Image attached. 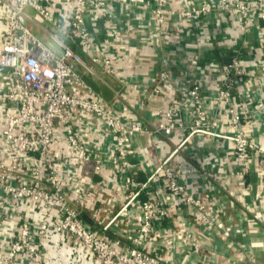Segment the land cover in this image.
Listing matches in <instances>:
<instances>
[{"label": "built area", "instance_id": "obj_1", "mask_svg": "<svg viewBox=\"0 0 264 264\" xmlns=\"http://www.w3.org/2000/svg\"><path fill=\"white\" fill-rule=\"evenodd\" d=\"M113 2H0L5 24L4 40L0 43V76L7 84V89L0 94L9 107L5 119H0V125L3 124L0 129V208L11 210L15 204L24 203L40 211L39 221L22 220L17 234L6 237L0 232V264H42V243L50 230L87 249L98 264H171V258L158 257L145 247L153 238L155 226L162 223L175 204L180 226L186 227L184 220L188 215L200 223V235L192 237V245L195 250L204 249L217 227L219 210L208 207L206 200L191 189L201 175L185 172L171 164V155L176 153L177 146L171 155L154 153V148L160 144V135L170 139L180 131L181 144L196 134L210 139L221 138L226 143L227 155L231 149L243 173L249 171L251 161L264 167V144L260 137H253L256 126L247 128V123L253 126L258 119H264L262 99L256 98V93L249 87L252 72L264 80L261 64L246 66L236 55L221 64L194 59L195 72L199 75L187 82L180 80L176 71L181 69L183 61L177 57L164 61L156 80L150 85L148 98L161 93L164 86L173 84L183 93L181 107L189 109V121L183 119L180 106L168 104L155 111L159 119L151 130L140 119L124 113L120 103L111 104L102 96L92 94L78 65L88 67L74 46L100 65L104 74L118 73L123 78V69L115 66L113 53L99 37L100 30L96 25L100 16L108 18ZM128 2L140 3V6L146 4L149 9L147 29L140 26L133 29L134 39H141L145 44L161 45L163 39L174 40L172 34L175 32L173 35L177 38L173 44L187 34L193 35L195 45L211 48L216 37L209 34L206 21L217 19L218 14H227L235 17V27L240 32L247 31L250 22L257 23L264 52V0ZM32 14L40 20L39 26L58 49L43 42L27 26L26 21L32 20ZM169 22L179 26L177 33L168 28ZM216 24L218 28V20ZM195 26L199 29L193 34ZM107 30L109 36L115 38L118 31L114 27ZM141 30L147 31L146 35L141 36ZM229 39L231 35L225 38ZM207 74L214 77L215 84L202 81L203 75ZM236 88L239 92H235ZM115 95L118 96V92ZM210 111H213V118ZM222 127L227 128L226 133L220 131ZM146 133L150 135L153 154L149 162L143 160L145 181L126 193L127 201L118 205L116 215L102 231L94 229L82 219V208L98 184L102 191L127 187L133 155L138 152L133 141ZM60 138L64 142L62 149L58 148ZM60 150L65 159H58ZM213 159L216 162L217 159ZM144 164L152 166L145 172ZM80 166L95 174L107 170L106 181H80L75 187L76 203L71 204L69 197L73 190L67 181L74 177ZM24 168L29 170L26 180L17 175ZM123 217H126V226H134L126 237L127 243L108 234L112 225L124 221ZM221 228L228 241L231 229ZM186 257L183 262L187 261ZM212 264H216L213 257Z\"/></svg>", "mask_w": 264, "mask_h": 264}, {"label": "crops", "instance_id": "obj_2", "mask_svg": "<svg viewBox=\"0 0 264 264\" xmlns=\"http://www.w3.org/2000/svg\"><path fill=\"white\" fill-rule=\"evenodd\" d=\"M112 1L114 2L108 18L100 16L98 19L102 20L103 27L100 33L102 35L99 34V37L110 47L115 66L123 69V78L118 73L104 74L100 65L92 62L85 52L73 45L85 59L89 70L81 68L82 66H78V69L92 94L102 96L111 104L120 103L118 105L123 107L124 113L143 121L149 130L153 129L159 119L155 111L168 104L181 107L183 103V93L173 84L164 86L161 93L148 98L150 85L156 80L157 72L164 61L175 57L183 61L181 69H176V71L178 78L187 82L199 75L195 72L196 69L192 62L194 59H199L204 63L212 61L221 64L236 55L246 66L254 67L260 64L264 66L263 41L256 22H250L248 30L240 32L235 27V17L218 14L217 19L206 21L207 29L211 32L209 34L216 37V43L211 48L195 45L193 35L187 34L173 44L177 38L174 36L175 32H173L174 35L172 34L174 40L163 39L161 45L158 43L145 44L141 39H134L133 29L139 26L141 29H147V22H150L147 5L132 4L128 0ZM27 22L44 31L39 26L40 20L34 14H32V20ZM112 26L118 31L115 38H111L107 30L113 28ZM167 26L169 29H175L177 33L179 26L176 27L171 22L167 23ZM4 28V14L0 8V43L4 40L2 34ZM198 29L195 26L193 34ZM144 30H141V36L147 33ZM189 30L190 28L188 32ZM143 31L145 34L142 33ZM121 35L126 37L125 39L128 38L129 44ZM230 35L231 39L225 40V38H230ZM207 54L212 56L208 57ZM252 73L254 74L249 83L250 90L256 93V98L262 99L264 106V80L259 79L256 72ZM1 79L0 76V92L7 89V84ZM202 81L208 85L215 84L214 77L210 74L203 75ZM115 92H118V96ZM235 92H239V89L236 88ZM180 110L183 119L188 122L189 109L181 107ZM8 112L9 107L0 94V119H5ZM210 115L213 118V111H210ZM250 124L247 123L248 129L256 126L253 137L256 139L260 137L261 143L264 144V119H258L253 126H249ZM220 131L226 133L227 128L222 127ZM179 132L176 131L170 139L158 136L162 142L158 141L160 144H156L158 146L154 148V153L171 155L175 147H178L176 153L171 155V164L181 167L185 172L201 175L200 178L199 176L196 178L191 189L206 200L208 207L219 210L217 227L212 232L206 247L195 250L192 237L200 235V223L188 215L184 220L186 227L180 226V216L177 213V204H175L176 207L169 209L162 223L155 226L153 238L146 244L145 249L158 257H167L168 260L171 258V264H199V262L212 264V257L216 264H264V167L251 161L249 171L243 173L241 166L234 160L231 149L230 154L227 155L226 143L223 139H210L196 134L181 144L179 139L181 133ZM62 140L61 138L58 140V148L61 149L64 143ZM151 144L148 133L142 134L133 141L138 152L133 155V164L130 168L132 172L129 173L131 179L127 187L124 189L113 187L102 191L100 185L96 184V190L81 210L82 219L91 224L94 229L102 231L109 219L116 215L118 207L127 201L128 194L126 193H129V190H135L145 181L146 174L142 171V166L143 160L148 162L152 160L153 147ZM60 152L61 156L58 159H65L62 150ZM213 158L217 159L216 162ZM148 165L144 164L145 172L152 166ZM106 174L107 170L95 174L81 166L78 167L74 177L67 181L73 190V194L69 197L70 203H76L75 187L80 181L94 179L105 182ZM17 175L22 180H26L29 177V170L21 169ZM157 188L158 186L155 185V192ZM38 213L40 214L39 210L32 209L24 203L15 204L14 209L11 210L0 208L1 234L6 237L17 234L22 220L38 222ZM123 219L124 221L112 225L108 234L112 238H120L121 241L127 243L129 241L126 237L134 230V226L130 224L126 226L124 224L126 217ZM221 227L231 229L228 241L224 238ZM230 242L232 243L229 244ZM42 246L44 253L42 264H98L97 259L87 249L69 237H59L52 230L48 231ZM185 255L187 261L183 262Z\"/></svg>", "mask_w": 264, "mask_h": 264}, {"label": "rangeland", "instance_id": "obj_3", "mask_svg": "<svg viewBox=\"0 0 264 264\" xmlns=\"http://www.w3.org/2000/svg\"><path fill=\"white\" fill-rule=\"evenodd\" d=\"M26 24L30 28V30L35 35H37L43 42H45L46 44L50 45L51 47H53L55 49H58L56 43L53 42V40L49 37V35L47 33H45L44 31H42L39 27L34 26L33 24H30L28 22ZM84 61H85V59H84ZM78 66L81 67L80 65H78ZM81 68H83V67H81Z\"/></svg>", "mask_w": 264, "mask_h": 264}, {"label": "trees", "instance_id": "obj_4", "mask_svg": "<svg viewBox=\"0 0 264 264\" xmlns=\"http://www.w3.org/2000/svg\"><path fill=\"white\" fill-rule=\"evenodd\" d=\"M96 25L98 26V28H99V30H100V32H99V34L100 33H102V31H103V27H102V20H98V22L96 23ZM100 35H102V34H100ZM208 55V57H210V56H212L211 54L209 55V54H207ZM144 198V197H143ZM85 221V220H84ZM86 223H88V222H86ZM89 224V223H88ZM91 225V224H90Z\"/></svg>", "mask_w": 264, "mask_h": 264}]
</instances>
